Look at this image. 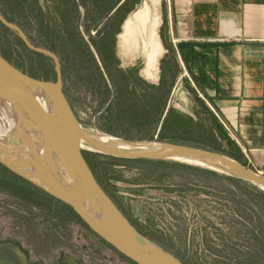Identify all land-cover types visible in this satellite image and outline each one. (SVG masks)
I'll use <instances>...</instances> for the list:
<instances>
[{
	"label": "rangeland",
	"instance_id": "rangeland-1",
	"mask_svg": "<svg viewBox=\"0 0 264 264\" xmlns=\"http://www.w3.org/2000/svg\"><path fill=\"white\" fill-rule=\"evenodd\" d=\"M143 4L150 9L147 27L125 39L128 20ZM114 11L105 0L102 4L100 0H0V12L7 19L17 23L35 45L59 57L63 91L83 126L126 138L160 139L161 135L163 140L228 154L217 118L183 74L172 33L171 0H126L119 8L109 59L98 31ZM149 28L160 45L151 67L143 44ZM0 52L23 71L51 79L52 59L29 50L1 22ZM164 104H168L167 119L178 117L181 122L162 123ZM83 152L98 182L111 192L114 182H146L191 194L188 200L176 195L134 199L129 204L119 197L126 212L146 215L151 228L140 225L143 233L185 264H264V194L253 184L171 162L132 163L95 150ZM0 169L11 175L3 166ZM147 187L140 192L154 195ZM35 189L26 180L21 185L0 181V233L20 240L32 259H49L59 247L74 252L77 228L83 226L63 207L50 212L49 199ZM104 253L113 258L104 257L109 264L126 263L113 248Z\"/></svg>",
	"mask_w": 264,
	"mask_h": 264
},
{
	"label": "water",
	"instance_id": "water-1",
	"mask_svg": "<svg viewBox=\"0 0 264 264\" xmlns=\"http://www.w3.org/2000/svg\"><path fill=\"white\" fill-rule=\"evenodd\" d=\"M144 7L149 9L143 4L134 10L132 20ZM0 22L14 30L29 49L48 55L55 71V79L35 77L0 53V163L69 205L92 233L128 260L135 264H184L128 220L98 182L83 149L118 157L191 164L242 179L264 191L263 172L223 152L158 138H126L83 126L63 91L61 63L57 54L49 48L35 45L17 23L1 12ZM149 32L146 33V41ZM234 42L233 39H178L176 45L182 55V49L188 45ZM244 43L264 44V41L244 40ZM144 48L147 51L148 44H144ZM34 99L44 103L51 119L59 127L60 139L51 142L58 153V160L49 156L30 133L24 101ZM149 191L162 196H186L181 190L150 187ZM25 263L23 259L22 264ZM0 264H15L9 251L0 250Z\"/></svg>",
	"mask_w": 264,
	"mask_h": 264
},
{
	"label": "crops",
	"instance_id": "crops-1",
	"mask_svg": "<svg viewBox=\"0 0 264 264\" xmlns=\"http://www.w3.org/2000/svg\"><path fill=\"white\" fill-rule=\"evenodd\" d=\"M178 39L236 42L188 45L180 57L217 118L226 152L264 173V0H171Z\"/></svg>",
	"mask_w": 264,
	"mask_h": 264
},
{
	"label": "flooded vegetation",
	"instance_id": "flooded-vegetation-1",
	"mask_svg": "<svg viewBox=\"0 0 264 264\" xmlns=\"http://www.w3.org/2000/svg\"><path fill=\"white\" fill-rule=\"evenodd\" d=\"M112 0H105V4H109ZM126 0H115L110 7V9L115 10L112 15L103 23V25L100 27V30L98 31V40H100L101 45L103 46L104 50H106V53L108 55V58L110 59V54L113 51V45H114V36H115V25L118 24L119 19V8L123 5V3ZM129 1V0H127ZM100 3L102 4V0H100ZM161 77V76H160ZM164 80L160 78V83ZM165 105V104H164ZM168 105V104H167ZM167 105L164 106V119L162 120V123H166L167 121L170 122H181L179 118H170L167 119ZM166 107V108H165ZM160 130V126L158 127V131ZM2 167V164H0ZM11 175H8L5 172H2L0 169V181L3 180H9L12 184L15 185H21L24 181V178H21L17 174L10 172ZM97 178V177H96ZM98 180V179H97ZM139 185H118L117 183H113V191L111 192L109 189H107L105 186L102 185V187L105 189V191L110 195V197L113 199V201L117 204V206L122 210V213L128 218V220L140 231L144 232L140 225H142L144 228H151V223L147 220L146 215H142L141 217H135V214H131L126 212V210L123 208L122 204L119 202V197L124 200L125 203H131L134 199L137 200H146V199H166V198H173L174 196H162L158 194H154L150 196L147 194H143L140 192V190L144 188L150 187L158 188V189H164V190H179V189H170L165 188L163 186H156L155 184H149L146 182H136ZM36 193H40L41 195L45 196L46 199H49V203L51 205L50 212H54V208L57 207H63V212L65 214H68L70 216V209L67 208L62 202L59 200H56L53 196H50L46 192H39V188L34 190ZM184 193H186V196H179L180 198L189 199L191 197V194L187 191L181 190ZM137 215H139L136 212ZM79 223L83 226L82 228H77V237L79 240H77L73 244V250L74 252H68L64 247H59V251L57 254L51 256L49 259L46 258H39V259H32L30 256V250L23 245V243L15 239L14 237H11L9 235H2L0 233V250L9 251V254L12 256L13 260L15 261V264H22V260L25 259V264H109L104 257L109 258L112 260V256L107 255L105 250L109 247L111 248L107 243L103 242L99 237H97L94 233H92L84 223ZM145 234V233H143ZM147 235V234H145ZM114 250V249H113ZM116 252V251H115ZM117 253V252H116ZM118 254V253H117ZM123 260L126 261L125 264H135L132 261L128 260L127 258L123 257Z\"/></svg>",
	"mask_w": 264,
	"mask_h": 264
},
{
	"label": "bare ground",
	"instance_id": "bare-ground-1",
	"mask_svg": "<svg viewBox=\"0 0 264 264\" xmlns=\"http://www.w3.org/2000/svg\"><path fill=\"white\" fill-rule=\"evenodd\" d=\"M149 19V9L147 7L142 8L136 14L133 20H128L125 29V39H127V37L129 36H132L134 33H139L141 29H143L142 27L145 25L146 22H148ZM154 22L155 19L152 20V24ZM153 30V28H150L148 40L146 41L144 39V44L146 46L148 44L147 64L149 67H151L152 62L160 49V45L157 41H155L154 33H152ZM24 105L30 133L33 136L34 140L40 145V147H42V149H44L46 153L49 154V156L57 159L58 153L54 148H52L51 142H55L57 141V139H60V131L58 125L53 122L49 113L46 110L44 103L41 100L34 99L33 101H24ZM59 159L63 161L62 156H60ZM58 163L60 164V162Z\"/></svg>",
	"mask_w": 264,
	"mask_h": 264
},
{
	"label": "trees",
	"instance_id": "trees-1",
	"mask_svg": "<svg viewBox=\"0 0 264 264\" xmlns=\"http://www.w3.org/2000/svg\"><path fill=\"white\" fill-rule=\"evenodd\" d=\"M115 0H112L109 4H108V7H111L112 6V4H113V2H114ZM3 25V24H2ZM5 26V25H4ZM5 27H7V26H5ZM8 28V27H7ZM29 49V48H28ZM29 50H31V51H33V52H36V53H38V54H41V55H44L43 53H40V52H37V51H34V50H32V49H29ZM1 53V52H0ZM2 54V53H1ZM4 57H6L4 54H2ZM45 56V55H44ZM48 57V56H47ZM7 58V57H6ZM8 59V58H7ZM9 60V59H8ZM51 69H52V73L50 74V77H51V79H55V71H54V68L51 66ZM172 82V80L171 81H169V84L167 85V88H168V86H170V83ZM167 88H165L166 90H167ZM161 111H162V108L161 109H159V116L161 115L160 113H161ZM161 130V129H160ZM159 138L160 139H164V138H162V136L160 135L159 136ZM83 154H84V152H83ZM105 156H110V157H113V158H116V159H119V160H122V161H125V162H132V163H142V164H147V163H157V162H171V163H173V164H175V165H179V166H190V167H192V168H196V169H202V170H204V171H207V172H209V173H212V174H215V175H218V176H221V177H225V178H227V179H229V180H231L232 182H235V183H238V182H245V181H243L242 179H239V178H236V177H232V176H229V175H225V174H222V173H218V172H215V171H213V170H210V169H205V168H202V167H198V166H195V165H188V164H185V163H180V162H175V161H168V160H162V159H148V158H135V157H118V156H113V155H107V154H104ZM84 157H85V159H86V161H87V163H88V165L90 166V164H89V162H88V160H87V158H86V156L84 155ZM1 164V163H0ZM2 166L4 167V168H6V169H8L6 166H4L3 164H2ZM90 168H91V166H90ZM9 170V169H8ZM91 170H92V168H91ZM93 171V170H92ZM12 172V171H11ZM14 173V172H13ZM94 173V172H93ZM95 175V174H94ZM96 177V176H95ZM22 178V177H21ZM25 180V179H24ZM27 181V180H26ZM27 182H29V181H27ZM30 184H32L31 182H29ZM34 185V184H33ZM34 186H36V185H34ZM37 187V186H36ZM259 192H261V193H263L264 194V191L263 190H261V189H259L258 187H256V186H254ZM37 188H39V187H37ZM40 189V188H39ZM40 190H42L43 192H46V191H44L43 189H40ZM47 194H49L50 196H53V195H51L50 193H48V192H46ZM54 198H56V200H59L60 202H62V204H64L65 206H67L69 209H70V212L73 214V216L77 219V220H79L81 223H83L82 222V220L75 214V212H74V210L69 206V205H67L65 202H63V201H61L60 199H58L57 197H55V196H53ZM120 254V253H119ZM121 256H123L122 254H120ZM124 257V256H123ZM181 261H183V259L181 258L180 259ZM134 263V262H133ZM184 263V262H183ZM185 264V263H184Z\"/></svg>",
	"mask_w": 264,
	"mask_h": 264
},
{
	"label": "built area",
	"instance_id": "built-area-1",
	"mask_svg": "<svg viewBox=\"0 0 264 264\" xmlns=\"http://www.w3.org/2000/svg\"><path fill=\"white\" fill-rule=\"evenodd\" d=\"M226 39H230V38H226ZM175 40L177 41V38H175Z\"/></svg>",
	"mask_w": 264,
	"mask_h": 264
}]
</instances>
